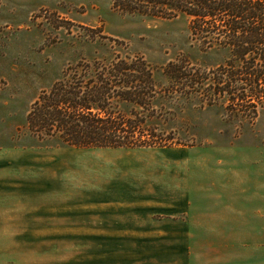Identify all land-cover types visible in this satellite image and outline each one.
I'll use <instances>...</instances> for the list:
<instances>
[{
  "label": "rangeland",
  "instance_id": "rangeland-1",
  "mask_svg": "<svg viewBox=\"0 0 264 264\" xmlns=\"http://www.w3.org/2000/svg\"><path fill=\"white\" fill-rule=\"evenodd\" d=\"M112 2L0 0V174L20 164L19 152L32 164L34 146L48 147L51 158L68 161L71 208L83 209L88 196L111 199L97 208L113 211L110 228L93 229L104 224H87L100 220L87 210L84 229H69L68 261L83 251L91 264L88 255L98 248L91 239L102 245L118 238L110 255L122 264L139 248L133 240L148 238L165 240L144 247L148 264H264V107L248 122L229 120L220 105L159 97L169 114L152 123L173 132L178 144L170 147L77 148L27 130L32 100L80 59L141 54L163 86L162 66L179 55L205 67L226 56L192 41L182 14H122ZM78 238L84 246L75 244Z\"/></svg>",
  "mask_w": 264,
  "mask_h": 264
},
{
  "label": "trees",
  "instance_id": "trees-1",
  "mask_svg": "<svg viewBox=\"0 0 264 264\" xmlns=\"http://www.w3.org/2000/svg\"><path fill=\"white\" fill-rule=\"evenodd\" d=\"M111 7L162 19L182 14L192 41L226 56L205 67L179 55L162 66L163 86L141 54L80 59L30 103L31 134L77 148L170 147L178 144L173 132L152 123L169 114L159 97L220 105L229 120L256 119L264 107V0H113Z\"/></svg>",
  "mask_w": 264,
  "mask_h": 264
},
{
  "label": "crops",
  "instance_id": "crops-1",
  "mask_svg": "<svg viewBox=\"0 0 264 264\" xmlns=\"http://www.w3.org/2000/svg\"><path fill=\"white\" fill-rule=\"evenodd\" d=\"M46 148L48 147L34 146L35 158L32 164H28L29 161L23 158L25 151L19 152L14 160L20 164H12L10 169H4L7 170L6 174H0V184L3 186L0 189V264H84L82 250L75 255V259L68 261L69 229H84L83 213L87 210H91V217L100 218L87 224H104H97L93 229L110 228L107 222L113 220L109 217L113 216V211L105 209L107 207L97 208L102 205L109 206L111 199L88 196L87 201L81 204L83 209L71 208L68 161L51 158L52 152ZM120 240H104L100 245L98 239H91L94 243L92 246H98L97 250L95 248L93 253L88 255L91 264H114L110 249ZM164 242L165 240L136 238L131 245L139 248L133 249V254L128 253L122 264H148L147 250L144 247L151 244L164 246ZM169 242H176L172 245L178 244V241ZM84 243V238L75 241L79 246H84ZM186 245L188 246V243ZM100 247H104L101 253ZM190 256V250L187 249L186 257Z\"/></svg>",
  "mask_w": 264,
  "mask_h": 264
}]
</instances>
